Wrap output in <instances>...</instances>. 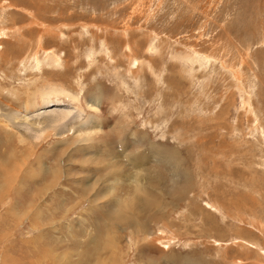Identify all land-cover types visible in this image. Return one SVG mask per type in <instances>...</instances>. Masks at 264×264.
Segmentation results:
<instances>
[{"label":"rangeland","instance_id":"rangeland-1","mask_svg":"<svg viewBox=\"0 0 264 264\" xmlns=\"http://www.w3.org/2000/svg\"><path fill=\"white\" fill-rule=\"evenodd\" d=\"M0 264H264V0H0Z\"/></svg>","mask_w":264,"mask_h":264},{"label":"bare ground","instance_id":"bare-ground-1","mask_svg":"<svg viewBox=\"0 0 264 264\" xmlns=\"http://www.w3.org/2000/svg\"><path fill=\"white\" fill-rule=\"evenodd\" d=\"M67 113H63L61 117H65ZM43 132H39L37 135L34 136V139L32 140L34 141H39L42 138Z\"/></svg>","mask_w":264,"mask_h":264}]
</instances>
